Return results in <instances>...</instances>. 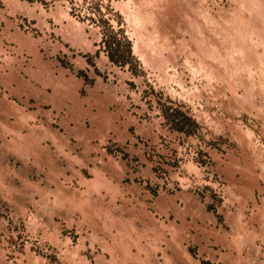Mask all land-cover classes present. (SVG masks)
Instances as JSON below:
<instances>
[{"label":"rangeland","instance_id":"obj_1","mask_svg":"<svg viewBox=\"0 0 264 264\" xmlns=\"http://www.w3.org/2000/svg\"><path fill=\"white\" fill-rule=\"evenodd\" d=\"M0 264H264V0H0Z\"/></svg>","mask_w":264,"mask_h":264},{"label":"trees","instance_id":"obj_2","mask_svg":"<svg viewBox=\"0 0 264 264\" xmlns=\"http://www.w3.org/2000/svg\"><path fill=\"white\" fill-rule=\"evenodd\" d=\"M102 42L105 45L104 47L107 52L108 58L112 63L124 67L130 61V59L133 58L131 44L128 40L126 41L125 48L123 49L120 48L119 43L116 42V39H113L112 36L103 34ZM175 112L178 116L181 117V119H179L173 113L168 115L165 111H163V115L166 117V119H169L171 117V125L173 129L184 131L183 124L189 120V117L180 111Z\"/></svg>","mask_w":264,"mask_h":264}]
</instances>
